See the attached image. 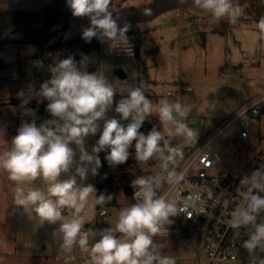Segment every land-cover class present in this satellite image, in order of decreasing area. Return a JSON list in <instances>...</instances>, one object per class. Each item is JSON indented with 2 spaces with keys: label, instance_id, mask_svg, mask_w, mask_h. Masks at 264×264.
Returning a JSON list of instances; mask_svg holds the SVG:
<instances>
[{
  "label": "clouds",
  "instance_id": "clouds-1",
  "mask_svg": "<svg viewBox=\"0 0 264 264\" xmlns=\"http://www.w3.org/2000/svg\"><path fill=\"white\" fill-rule=\"evenodd\" d=\"M193 3L216 19L226 17L232 24L240 15V8L233 0H193ZM110 5L111 0H66L73 17L88 21L87 27L82 28V39L91 42L96 38L102 44L127 39L130 28L127 22L119 23ZM144 14L150 15L151 9L145 8ZM256 27L264 39V17ZM95 63L87 54L81 53L79 61L70 55L53 64L50 78L38 89L29 83L18 90L19 109L33 119L22 120L11 139V147L0 152V170L15 182L17 206L24 209L33 206L42 225L45 222L56 225L53 239L66 254L79 247L89 253L86 264H175L173 257L162 254L154 238L168 235L166 226L172 222L170 217L183 209H178L175 200L167 199L159 190L165 182L175 188L187 173L186 168L179 170L178 161L184 154L172 146V139L182 137L191 142L197 133L185 122L180 102L153 103L137 76L132 77L126 94L117 100L116 89L106 75L109 65L101 63L95 71H89V65ZM33 100L46 101L45 110L52 117L39 126L34 118L35 109L28 107ZM110 111L119 119L109 117ZM153 115L160 127L153 125L147 133L141 131L144 122ZM122 121L130 122L125 125ZM98 132L99 139L89 152L85 141ZM72 144L78 148V158ZM132 149L138 162L157 160L163 178L149 175L133 179L131 185L138 188L135 203L120 209L115 228L84 231L89 205L92 209L104 206L112 202L113 195L106 190L97 194L94 185L78 184L77 178L84 181L89 173L99 174L103 167L99 156L102 151L107 153L104 160L108 166L116 167L128 162ZM62 174L67 178H62ZM38 178L45 182L46 190L24 187L25 182ZM240 182L248 189L242 195L244 207H236L229 227L250 229L241 247L250 253H264V222H258V216L264 212V195H260L264 192V170L258 168ZM65 209L67 219L62 215ZM258 259L259 264H264V258L258 256Z\"/></svg>",
  "mask_w": 264,
  "mask_h": 264
},
{
  "label": "rangeland",
  "instance_id": "rangeland-1",
  "mask_svg": "<svg viewBox=\"0 0 264 264\" xmlns=\"http://www.w3.org/2000/svg\"><path fill=\"white\" fill-rule=\"evenodd\" d=\"M149 2L151 0H128L121 7H141ZM53 3L54 0H0V12H38ZM112 7L115 9L117 6ZM239 8L240 15L234 24L229 23L226 17L216 19L193 5L167 11L143 23L140 36H127L138 48L136 57L103 60L100 52L96 51L90 55L96 63L90 64L88 69L95 71L101 63L109 65L105 69L106 75L116 89L117 100L126 94L132 77L137 76L143 81L145 94L153 103L164 100L180 102L184 107L185 122L197 136L191 142L175 137L171 141L172 146L180 144L181 150L185 151L197 142L204 143L216 136L214 146L220 154V163H230L236 172L250 158L264 154V111L257 117L249 114L250 144L245 148L234 142L239 133L238 124H230L239 112L264 96V39L254 18L246 16L244 7ZM221 22L229 23V26L225 28L220 25ZM70 35L69 32L62 36L67 38ZM0 55L8 65L4 72H0V152H3L11 147V139L21 121L33 119L24 116L17 107L20 102L16 96L18 90L29 83L34 84L43 60L53 59L54 63L59 58L51 53L38 58L35 46H6L0 50ZM119 71L125 74V79H118L116 73ZM38 104L33 100L28 107L36 106V111ZM108 115L119 119L114 111ZM151 117L159 128L158 118L155 115ZM193 120L197 123L191 124ZM94 144L95 140L88 137L84 146L91 152ZM70 146L77 151L78 158L77 146ZM158 164L155 159L147 163L135 159V166L129 171L131 179L139 177V171L141 174L158 175ZM62 178L67 176L62 174ZM77 182L95 186V176L89 173L86 180L77 178ZM15 186V182L8 179L7 172L0 170V264H50L47 261L53 260L43 259L42 256L54 259L56 255L55 242L58 241L52 235L56 225L46 222L42 225L33 206L27 209L17 206L14 202ZM130 186L134 192L138 190ZM24 187L46 190L42 178L25 182ZM130 205V198L121 192L118 207L106 209L108 215L104 220L99 216L101 210L92 209L89 205L85 228L86 225H89L86 228L88 231L103 228L98 227L96 222L115 228L120 209ZM155 243L161 246L162 254L169 251L170 256L178 257L177 264H204L203 260L193 257L196 252L200 257L204 255L197 241L155 240ZM44 246L46 250H43ZM60 250L58 242L57 252ZM247 254L253 264H259L258 256L264 258V253L247 251Z\"/></svg>",
  "mask_w": 264,
  "mask_h": 264
},
{
  "label": "built area",
  "instance_id": "built-area-1",
  "mask_svg": "<svg viewBox=\"0 0 264 264\" xmlns=\"http://www.w3.org/2000/svg\"><path fill=\"white\" fill-rule=\"evenodd\" d=\"M122 47H117V45ZM137 46L130 39H121L101 43L99 52L101 58L136 57ZM264 111V96L258 101L239 112L230 124L237 123L239 133L234 139L235 144L245 148L250 144L249 114L257 117ZM216 136L208 141L197 142L193 148L183 151V159L178 161L179 170L187 169L185 179L175 188H170L165 182L160 193L169 200H175L178 209H183L178 215L170 217L172 221L167 225L168 235L155 238L170 241L199 242L203 257L194 253L196 260H203L204 264H253L247 250L241 247L245 234L250 229L241 227L233 230L229 221L237 206L244 207L242 195L248 189L240 180L256 169L264 170V154L250 158L243 168L236 172L230 163H220L214 141ZM175 147L180 148V144ZM181 149V148H180ZM158 175L163 173L157 167ZM138 191V190H137ZM135 191V192H137ZM135 201V193H134ZM62 215L68 217L65 209ZM108 215L106 209L99 213L104 220ZM190 216V217H189ZM258 222H264V216H258ZM88 231V229H84ZM177 264L178 257L171 256ZM89 253L76 247L71 254L62 249L56 252L54 260L62 264H86Z\"/></svg>",
  "mask_w": 264,
  "mask_h": 264
},
{
  "label": "trees",
  "instance_id": "trees-1",
  "mask_svg": "<svg viewBox=\"0 0 264 264\" xmlns=\"http://www.w3.org/2000/svg\"><path fill=\"white\" fill-rule=\"evenodd\" d=\"M126 1L128 0H111L110 8L114 16L119 18L121 25L125 22L130 25L129 31L126 34L127 36H140L142 32L140 26L143 23L167 11L178 9L181 6H196L193 0H184V2H181V0H151V2L141 7H121V4ZM233 3L239 7H244L246 16L253 17L257 23L264 15V4L262 0H233ZM112 6L117 7L114 9ZM145 8L151 9L150 15L144 14ZM87 25L88 21L86 18L80 19L72 16L70 9L66 6V0H54L51 7L38 12H0V50L6 46H17L21 48L35 46L38 50V58L42 59L44 55L51 53L59 58L55 62L67 58L70 55L79 61L81 59V53L90 56L92 53L99 51L101 45L96 38H93L91 42H86L82 39V28L87 27ZM220 25L227 28L229 23L221 22ZM69 32L71 37L66 38L62 36ZM54 63L53 59L43 60L42 67L35 75L34 85L37 89L44 80L50 78V68ZM7 67L8 65L4 57L0 55V72H4ZM19 103L16 104L17 107ZM46 103L45 101L37 105V126L45 120L52 118L45 110ZM122 123L127 125L128 122L122 121ZM153 125L156 124L153 122L152 117H149L140 130L147 133ZM90 138H93L96 143L99 139V132L96 136H90ZM130 151L133 152V155L129 158L128 162L116 167L108 166L104 160L107 154L106 152L102 151L99 153L103 167L98 170L99 174L95 175V187L98 189L97 194H99V191L106 190L107 193L113 195V200L104 206L97 205L96 209L98 211L118 207V195L124 192L126 187L131 185L132 179L129 171L135 166V155L134 149ZM149 175L151 174H141L140 171L138 172V176ZM260 195H264V192H261ZM129 198L131 204H133V196ZM260 216H264V212H261ZM96 223H98V227H106L102 222ZM155 240L165 241L159 238H154V242Z\"/></svg>",
  "mask_w": 264,
  "mask_h": 264
},
{
  "label": "water",
  "instance_id": "water-1",
  "mask_svg": "<svg viewBox=\"0 0 264 264\" xmlns=\"http://www.w3.org/2000/svg\"><path fill=\"white\" fill-rule=\"evenodd\" d=\"M116 76L120 80H123L126 78L125 74L123 72H120V71L116 73ZM31 107L34 109L36 108V106H31ZM196 123H197V121H195V120L191 121V124H196ZM134 193L135 192L131 186L126 187L124 190V196H126V197L134 196Z\"/></svg>",
  "mask_w": 264,
  "mask_h": 264
},
{
  "label": "crops",
  "instance_id": "crops-1",
  "mask_svg": "<svg viewBox=\"0 0 264 264\" xmlns=\"http://www.w3.org/2000/svg\"><path fill=\"white\" fill-rule=\"evenodd\" d=\"M88 226H89V225H86V228H87ZM168 244H170V242H168ZM46 249H47V247L44 246V247H43V250H46ZM57 250H58V242H55V251L57 252ZM168 252H169V251H167V253H165V255L170 256ZM42 258H43V259H48V260H53V261H47V262H50V264H62V263L54 262L55 260L52 259L51 257L47 256V255L42 256ZM44 264H47V263H44Z\"/></svg>",
  "mask_w": 264,
  "mask_h": 264
}]
</instances>
